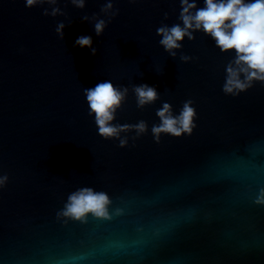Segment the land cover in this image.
Here are the masks:
<instances>
[{
    "label": "water",
    "instance_id": "obj_1",
    "mask_svg": "<svg viewBox=\"0 0 264 264\" xmlns=\"http://www.w3.org/2000/svg\"><path fill=\"white\" fill-rule=\"evenodd\" d=\"M52 7L64 14L43 15ZM180 11V0H0V264H264V81L226 94L236 53L203 31L170 55L157 29L182 26ZM105 81L127 89L110 123L144 121V133L99 134L85 90ZM145 84L158 98L139 107ZM187 101L191 134L157 142V111L178 116ZM81 188L108 196L107 218L59 215Z\"/></svg>",
    "mask_w": 264,
    "mask_h": 264
},
{
    "label": "clouds",
    "instance_id": "obj_2",
    "mask_svg": "<svg viewBox=\"0 0 264 264\" xmlns=\"http://www.w3.org/2000/svg\"><path fill=\"white\" fill-rule=\"evenodd\" d=\"M77 8H84L85 0H70ZM56 5L58 0H25L26 7L31 8L37 4ZM203 7H198L197 0H180L181 11L179 19L181 24L172 27L162 26L157 29V34L162 37L160 44L173 57L176 55L174 49L181 47V41L185 37L194 39L193 32L203 31L209 35L222 52L234 50L235 60L228 65L227 79L223 86L226 94L238 95L246 90L255 80L264 81V0H203ZM112 8L109 2L104 11ZM59 7H52L49 12L44 9L43 15H63ZM167 18V13H165ZM87 19V17H84ZM105 21L99 20L95 24L96 35L102 34ZM64 24L61 22L56 27V33L63 38ZM78 47L90 48L95 55L96 50L92 48L90 36H80L76 40ZM187 60L188 57H182ZM243 75L244 79L240 77ZM137 95L139 107L154 102L158 96L156 89L148 85H140L134 88ZM127 89L117 90L111 82L98 83L94 88L85 90L88 106L91 114H95V123L99 134L105 139L119 137L120 132L134 128L137 135L147 130L144 121L133 126H113L110 122L115 118V111L125 98ZM191 101L185 102L178 116H173L171 105L165 103L157 111L160 119L159 125L152 127V133L159 142L162 133L179 137L183 133L191 134L195 127L193 119L196 115L195 109L191 107ZM127 141L122 139L120 146L124 147ZM7 177L0 178V186ZM110 203L104 192H96L91 188H81L68 197L64 210L59 215L73 219H82L87 213L96 217H108L107 205ZM257 204H264V189H261L255 200Z\"/></svg>",
    "mask_w": 264,
    "mask_h": 264
}]
</instances>
